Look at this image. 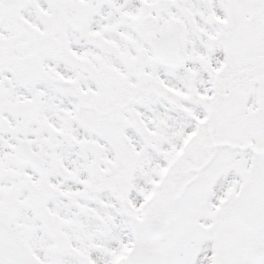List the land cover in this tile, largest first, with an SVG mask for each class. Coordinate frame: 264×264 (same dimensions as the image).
<instances>
[{
  "label": "snow or ice",
  "instance_id": "1",
  "mask_svg": "<svg viewBox=\"0 0 264 264\" xmlns=\"http://www.w3.org/2000/svg\"><path fill=\"white\" fill-rule=\"evenodd\" d=\"M0 264H264V0H0Z\"/></svg>",
  "mask_w": 264,
  "mask_h": 264
}]
</instances>
